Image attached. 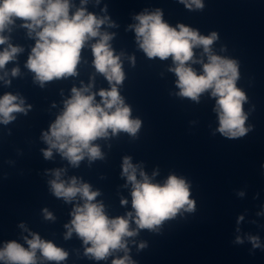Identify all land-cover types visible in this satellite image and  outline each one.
Wrapping results in <instances>:
<instances>
[{
	"label": "clouds",
	"instance_id": "clouds-1",
	"mask_svg": "<svg viewBox=\"0 0 264 264\" xmlns=\"http://www.w3.org/2000/svg\"><path fill=\"white\" fill-rule=\"evenodd\" d=\"M81 0V7L71 12L70 0H0V45L8 42L4 33L11 32L16 21L28 30V36L35 38V45L26 62V67L34 73V82L43 88L46 82L77 75V66L81 53L89 41L91 44L93 66L108 81L109 89L92 92V85L71 89V97L64 101L62 112L51 123L48 131L42 133V140L48 145L43 149L45 159H51L53 150L66 159L72 167H79L85 158L89 163L104 159L98 139H107L121 132L135 138L141 128V120L132 118L131 108L125 104L118 86L125 80L121 56L117 55L110 41L114 33L102 31V26L115 27L107 15L98 16L88 12ZM100 0H96L98 4ZM187 9L202 10L203 0H178ZM102 11L106 12L105 9ZM137 23L129 25L136 36L140 50L149 58L161 61L171 58L176 79L178 96L199 103L201 95L209 93L215 98L214 111L218 115V131L228 139L242 138L251 126H246L248 114L243 105L247 102L245 92L237 87L240 78L239 63L235 59L215 54L213 44L218 40L217 32L202 35L197 29L183 23L171 26L163 19V12H141L134 17ZM196 49H202L200 58ZM23 49L7 44L0 51V70L16 59ZM206 57V62L204 60ZM129 61L135 64V57ZM200 64L197 71L192 65ZM20 74L18 67L11 69V76ZM8 73L5 72L4 76ZM4 79V77H0ZM5 80V84H10ZM100 100H96V96ZM31 105L25 106L23 97L12 93L0 96V124L7 125L16 119V113L27 114ZM65 169L52 170L53 179L49 180L51 193L65 203L77 202L71 211V221L65 224L67 229L64 239H70L75 233L86 246L84 254L96 261L106 260L109 256L123 252L122 257L112 260V264H135L128 255V239L135 237L142 229L159 231L167 220L173 219L182 210L193 212L195 201L190 199V184L182 177L169 175L163 183L153 179L140 165L133 164L130 156L123 157L121 175L131 185V205L133 211L125 216L110 218L102 202L96 198L98 190H92L89 183L72 176L62 179ZM157 173L153 172V176ZM139 177V178H138ZM243 195V193H240ZM121 199L122 205H127ZM45 220L53 221L55 217L43 209ZM243 220L239 217L238 222ZM134 222L136 227H131ZM20 227L27 231L24 224ZM23 239L24 247L15 240L0 247V262L3 264H43L44 261H65L68 252L50 240H45L35 232H30ZM253 248L262 247L258 236H249ZM236 243H243L237 236ZM146 247L144 242L139 248ZM39 254V255H38Z\"/></svg>",
	"mask_w": 264,
	"mask_h": 264
}]
</instances>
